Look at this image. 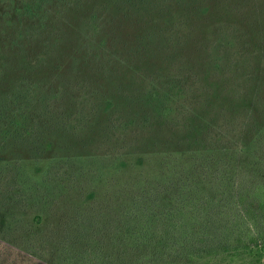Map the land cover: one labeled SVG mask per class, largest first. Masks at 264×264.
<instances>
[{"label": "rangeland", "instance_id": "obj_1", "mask_svg": "<svg viewBox=\"0 0 264 264\" xmlns=\"http://www.w3.org/2000/svg\"><path fill=\"white\" fill-rule=\"evenodd\" d=\"M210 6L157 29L126 22L105 56L0 79V98L30 81L36 119L54 117L44 153L0 146V264H145L97 255L161 232L158 249L183 252L185 237L232 220V189L264 177V0ZM228 225L233 244L211 264H264L250 230Z\"/></svg>", "mask_w": 264, "mask_h": 264}, {"label": "trees", "instance_id": "obj_2", "mask_svg": "<svg viewBox=\"0 0 264 264\" xmlns=\"http://www.w3.org/2000/svg\"><path fill=\"white\" fill-rule=\"evenodd\" d=\"M211 1L213 0H0V79L4 80L6 73L18 68L17 65L32 70L58 63L70 55L74 58L75 65L91 56H105L108 54L105 48L112 41L115 29L124 23H145L148 30H151L149 28H158L159 16L181 22L185 15L197 9L205 15L211 10ZM147 38L144 36V40ZM29 47L32 51H29ZM38 49L46 53L45 58L37 59L32 56ZM33 88L34 84L23 78L11 93H4L0 98L2 149L7 142V145L16 143L19 146H32L39 154L45 152L46 146L44 148L43 143L47 122L54 120V117L44 116L52 112L46 109L40 110V116L36 119L34 108L30 107L34 101ZM62 124L60 121L56 123L57 127ZM45 144L48 148V142ZM226 201L227 205H221L224 209L228 207L232 220L227 223L209 222L205 225L204 234L185 237L183 252L169 253L164 248L158 249L157 246H165L170 239L168 232H161L144 237V244L141 242L131 249L123 247L129 242L122 238L119 249L97 256L100 259L103 257L104 261L124 262L137 259L144 260L145 264H198V261L200 264H211L213 249L233 244L221 231L223 227L228 230L229 223L241 230L247 228L244 233L250 230V244L264 246V177L253 183L244 181L235 186ZM141 246H154L157 249L145 252Z\"/></svg>", "mask_w": 264, "mask_h": 264}]
</instances>
